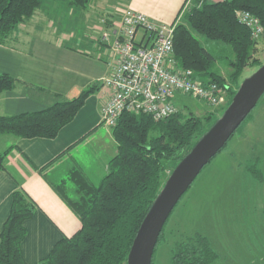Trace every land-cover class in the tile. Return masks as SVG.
Wrapping results in <instances>:
<instances>
[{"label": "trees", "instance_id": "1", "mask_svg": "<svg viewBox=\"0 0 264 264\" xmlns=\"http://www.w3.org/2000/svg\"><path fill=\"white\" fill-rule=\"evenodd\" d=\"M68 1L84 9L92 0ZM198 2L194 0L175 27V56L181 66L192 68L202 81L228 86L232 98L236 93L232 86L239 83L245 67L264 63L254 58L258 41L252 38L250 28L239 22L237 11H251L264 26V0H205L201 6ZM41 5L42 0H0V45L7 44ZM197 34L231 47L229 78L216 70V56ZM19 81L8 72H0V94L15 89ZM99 88L100 84L94 83L75 97L41 110L0 114V133L19 138H55ZM211 120V116L193 113L185 116L181 110L158 121L147 113H123L112 128L117 152L109 161L108 173L93 183L81 169H74L70 179L76 184V195H66L53 185L82 226L74 235L63 237L41 264H127L138 230L167 178L214 123ZM14 146L0 151V169L6 168V157ZM37 207L22 186L14 191L10 214L0 232V264H29L22 247L27 235L25 222ZM163 232L164 228L159 241ZM215 255L208 238L199 234L177 243L172 263L210 264Z\"/></svg>", "mask_w": 264, "mask_h": 264}, {"label": "crops", "instance_id": "2", "mask_svg": "<svg viewBox=\"0 0 264 264\" xmlns=\"http://www.w3.org/2000/svg\"><path fill=\"white\" fill-rule=\"evenodd\" d=\"M186 1L92 0L83 9L71 5L68 0H46L49 6L62 3L75 10L74 13L80 11L77 16L89 21L94 34L90 38L89 35L82 38L85 49L75 48L80 35L77 30L69 27L67 32L59 34L50 20L48 29L53 39L45 41L40 36L43 30L36 24L40 18L38 8L32 20L22 23L12 39L0 45V72H8L20 80L15 89L0 94V114L41 110L54 102L75 97L94 83L101 85V79L109 72L106 61L99 57L104 47L96 25L103 18L111 22L131 7L146 13L156 22L175 23L180 21ZM30 24L36 28L35 31L30 29ZM37 57L59 59L66 70L75 71L83 79L66 81L56 77V73L48 74L49 69H40ZM98 91L87 98L76 117L55 138H19L11 134L13 137L7 147L15 146L6 157V168L0 169V232L11 211L13 193L22 186L38 206L34 215L25 222L27 235L22 247L29 264H41L63 237L74 235L82 226L79 217L53 185L66 195H76V184L70 179L72 171L81 169L90 181L98 183L108 173L109 161L117 152L116 140L101 124ZM86 153L89 154L88 159ZM245 168L250 166L247 164ZM245 214L253 232L249 239L251 245H246L247 252L254 263L263 264V207L251 208Z\"/></svg>", "mask_w": 264, "mask_h": 264}, {"label": "rangeland", "instance_id": "3", "mask_svg": "<svg viewBox=\"0 0 264 264\" xmlns=\"http://www.w3.org/2000/svg\"><path fill=\"white\" fill-rule=\"evenodd\" d=\"M188 4H185L182 15L191 7ZM39 9L40 18L36 24L43 30L40 35L42 39H53L48 29L51 20L59 34L67 32L69 27L75 28L80 34L78 41H75V48L85 49L82 38L86 39L87 35L90 38L94 30L90 28L89 21H83L77 16L80 11L74 13L75 10H70L62 3L49 6L46 0H43V6ZM29 26L32 31L36 30L32 24ZM197 36L216 56V70L229 78L232 70L228 65L232 56L231 47L200 34ZM37 58L40 69L45 67L50 70L48 74L56 73V77L66 81L83 79L75 71L66 70L59 59ZM254 58L264 62V38L257 42ZM257 69L258 66H246L239 83L232 86L233 90L237 91L241 83ZM229 100L230 96L226 105L213 109L191 95L179 93L175 97V104L185 116L191 113L200 117L211 116L213 122L224 114L232 101ZM250 120L252 122L247 126ZM108 130L113 135L112 129ZM12 137L11 134L0 133V150L10 144ZM88 155L85 154L87 159ZM247 164L250 168L246 169ZM217 207H220L218 212ZM259 207H263L264 211V94L248 120L239 126L222 150L204 167L172 211L164 227L163 237L156 247L154 264H173V249L177 243L187 242L199 234L208 238L216 253L210 264H259L254 263L253 257L247 252L246 245H251L249 239L253 237V232L245 214L251 208Z\"/></svg>", "mask_w": 264, "mask_h": 264}, {"label": "built area", "instance_id": "4", "mask_svg": "<svg viewBox=\"0 0 264 264\" xmlns=\"http://www.w3.org/2000/svg\"><path fill=\"white\" fill-rule=\"evenodd\" d=\"M205 0H199L201 6ZM192 6L194 0H187ZM240 23L252 38H264V26L247 9L237 11ZM179 22V21H178ZM178 22L160 23L144 12L127 7L117 19L103 18L96 25L109 72L99 88L101 124L112 129L125 112L147 113L163 120L177 113V94H188L209 108L227 104L228 86L202 81L192 68L183 67L175 56L174 31ZM109 24V25H108Z\"/></svg>", "mask_w": 264, "mask_h": 264}, {"label": "water", "instance_id": "5", "mask_svg": "<svg viewBox=\"0 0 264 264\" xmlns=\"http://www.w3.org/2000/svg\"><path fill=\"white\" fill-rule=\"evenodd\" d=\"M263 94L264 63L241 83L224 114L173 169L138 230L127 264H152L160 234L172 211L204 167L254 110Z\"/></svg>", "mask_w": 264, "mask_h": 264}]
</instances>
